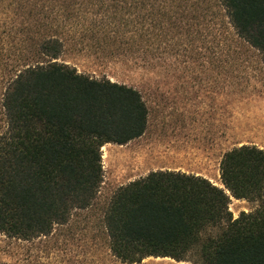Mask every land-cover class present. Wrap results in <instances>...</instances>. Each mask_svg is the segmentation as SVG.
Returning a JSON list of instances; mask_svg holds the SVG:
<instances>
[{"label": "trees", "instance_id": "16d2710c", "mask_svg": "<svg viewBox=\"0 0 264 264\" xmlns=\"http://www.w3.org/2000/svg\"><path fill=\"white\" fill-rule=\"evenodd\" d=\"M217 1L233 34L264 59V0ZM104 10L86 31L116 50L147 52L170 33L189 40L218 24L208 0H110ZM55 30L28 42L20 39L24 24L0 18V234L10 239L47 236L92 207L104 181L103 147L148 128L141 91L59 61L65 44ZM220 174L224 187L176 170L120 185L104 211L112 254L130 263L264 264V149L227 150ZM233 197L257 206L235 218Z\"/></svg>", "mask_w": 264, "mask_h": 264}, {"label": "rangeland", "instance_id": "374dc122", "mask_svg": "<svg viewBox=\"0 0 264 264\" xmlns=\"http://www.w3.org/2000/svg\"><path fill=\"white\" fill-rule=\"evenodd\" d=\"M107 4L110 0H0V18L28 28L20 39L30 42L56 29L57 38L65 44L59 61L134 86L149 107L148 128L141 137L103 147L104 181L95 204L74 211L67 224L56 225L47 236L25 241L0 234L2 261L195 264L170 257L130 263L114 256L104 223L111 196L120 185L170 166L201 172L224 187L217 151L264 140V59L233 34L217 0H208L218 22L214 29L199 30L189 40L170 33L162 42H153L147 52L127 44L117 50L106 47L86 31L94 21L102 22ZM220 32L225 48L219 46ZM228 129L232 132L229 141ZM256 206V202L233 197L230 209L236 218Z\"/></svg>", "mask_w": 264, "mask_h": 264}, {"label": "crops", "instance_id": "0c3cea01", "mask_svg": "<svg viewBox=\"0 0 264 264\" xmlns=\"http://www.w3.org/2000/svg\"><path fill=\"white\" fill-rule=\"evenodd\" d=\"M229 122V121H228ZM232 132H231V129H230V134H229V129H228V132H227V136H226V139L229 141V139H232ZM252 144H254V145H257L258 147H261V148H263L264 149V140H262L261 142H254V143H252ZM218 152V154H219V152H220V157H219V166H220V162H221V159H222V156H223V154L226 152V151H217ZM175 154L176 155H178V156H181L182 155V153H180V152H175ZM206 158H209V156L207 157L206 156ZM207 165V164H206ZM160 170H176V171H186V172H188L186 169H183L181 166H173V167H162ZM218 170H220V168L218 169ZM196 175H201V176H204V177H207L205 174H203V173H201V172H197V173H195ZM208 178V177H207ZM210 179V178H209Z\"/></svg>", "mask_w": 264, "mask_h": 264}]
</instances>
